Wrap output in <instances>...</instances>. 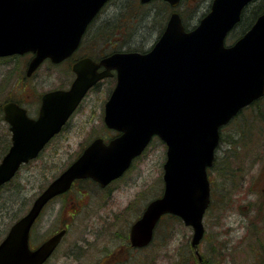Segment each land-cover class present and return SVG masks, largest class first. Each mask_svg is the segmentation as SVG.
<instances>
[{
	"label": "water",
	"instance_id": "obj_1",
	"mask_svg": "<svg viewBox=\"0 0 264 264\" xmlns=\"http://www.w3.org/2000/svg\"><path fill=\"white\" fill-rule=\"evenodd\" d=\"M106 1L0 0V56L32 52L27 75L46 57L62 60L77 47ZM164 1L171 7L180 2ZM251 1L211 0L207 13L189 30L173 10L148 51L114 52L101 60L103 72H96L99 64L91 59L78 60L72 66L75 77L70 87L43 93L36 117L15 102L3 104L11 142L0 158V186L38 155L87 90L111 68L116 70V85L105 103L104 120L122 133L107 144L93 140L35 196L0 241V264H43L66 231L30 248V229L44 205L67 190L74 178L89 176L104 184L118 176L154 134L166 144L163 191L130 225L129 242L134 247L147 245L157 221L170 213L191 227L190 244L201 258L198 244L210 203L207 169L214 160L220 127L264 95V10L239 38L225 44Z\"/></svg>",
	"mask_w": 264,
	"mask_h": 264
},
{
	"label": "rangeland",
	"instance_id": "obj_2",
	"mask_svg": "<svg viewBox=\"0 0 264 264\" xmlns=\"http://www.w3.org/2000/svg\"><path fill=\"white\" fill-rule=\"evenodd\" d=\"M136 2L144 3L139 11L144 18L133 24L131 30H126L124 34L128 33V37L118 40L110 34L114 30L113 23L122 17L121 25L128 22L130 16L125 12ZM210 2L181 0L176 9L184 27H194L208 11ZM161 4L157 0H108L96 20L89 24L82 42L91 41L96 56L118 50L144 51L158 37L159 28L164 27L172 10L167 6L161 11ZM110 20L111 30L104 31L105 26L108 29ZM120 28H116V34ZM239 31V28L236 31L232 29L225 43H232L237 35L239 37ZM23 55L0 57V106L20 94L25 97L30 93L31 97L26 96L31 98L27 107L35 115L40 94L52 88L67 87L73 73L68 64L49 66L44 63L26 79L28 57ZM104 81L103 86L85 95L60 136L47 144L37 158L22 165L7 185L0 188V240L11 223L26 212L35 196L73 160L80 148L94 135L105 133L101 127L100 109L114 79ZM7 125L4 119L0 121V158L10 144ZM165 152L163 142L157 138L152 140L125 176L113 184L112 200L109 193L108 201L105 196L103 199L106 191L88 185L85 187L89 191L88 196L76 192L79 198L48 204L30 232L33 245L65 223L69 229L46 264H101L104 262L102 255L108 253L107 250L124 248L129 242L124 234H128L132 221L141 214L146 203L163 190ZM208 169L211 199L203 216L204 234L198 245L199 255L208 264H254L256 251L263 246L252 242L256 236V241H264V226L260 225H264V97H260L256 104L241 108L235 117L220 127L215 157ZM212 182L216 183L213 193ZM222 185L230 190L231 198L220 207L218 194ZM223 230L230 237L224 247L221 245L225 236ZM191 235V227L181 220L164 217L158 222L152 241L142 248H129V257L121 264H188L190 249L195 253L190 244ZM255 246L258 248L254 249Z\"/></svg>",
	"mask_w": 264,
	"mask_h": 264
},
{
	"label": "flooded vegetation",
	"instance_id": "obj_3",
	"mask_svg": "<svg viewBox=\"0 0 264 264\" xmlns=\"http://www.w3.org/2000/svg\"><path fill=\"white\" fill-rule=\"evenodd\" d=\"M103 7H101L100 9H102ZM101 10H99L98 12H97V14L94 16V18L91 20V23H89V24H92V21H95L96 20V17L98 16V14H99V12H100ZM107 20V19H106ZM88 24V26L86 27V29H85V32H86V30L88 29V27L90 26ZM90 29V28H89ZM89 31V30H88ZM85 32L83 33V35L85 34ZM83 35H82V37H81V39H80V41H79V44H78V46L75 48V50L72 52V54L71 55H69L68 57H66V58H64L63 60H60V61H58V62H54V61H52L50 58H45V59H43L42 61H41V63L35 68V70H33L32 72H31V74H29V75H27V66H28V63H29V61H30V59L32 58V56H33V53L32 52H26V53H24V55L23 54H20V55H23V56H27L28 57V59L26 58V68H25V77L24 78H26V79H28V78H30L31 76H33L34 75V73L38 70V68L41 66V65H43L44 63H46L47 65H49V66H57V65H61V64H68L69 66H70V68H71V71H72V73H73V78H72V80L70 81V83H69V85L67 86V87H56V88H52V89H49V90H53V89H68L69 87H70V84H71V82L73 81V79H74V77H75V73H74V71H73V69H72V66H73V64L75 63V62H77L78 60H81V59H84V58H88V59H91L92 60V62L94 63V64H99L96 68H95V70H96V72H103L104 70H106V67H105V65L104 64H102L101 63V60L104 58V57H106V56H108L109 54H111V53H113L114 51H112V52H109V53H104V54H99V55H95V54H93V52H94V45H92L91 44V41H87V43L85 44H83V42H82V40H84L85 38H83ZM97 40H100V39H97ZM19 54H15V55H12V56H20ZM109 71V73L108 74H106L105 76H102L101 78H99L88 90H87V92L85 93V95L90 91V90H92V89H95V88H97V87H100V86H103V83L105 82L104 80H107V79H109V78H111V79H114V81H113V85L109 88V91L107 92V96H106V98L104 99V101H103V104H102V107H101V109H100V114H101V118H100V120H101V122H102V125H101V127H103V129L105 130V133L104 134H101V135H94L89 141H87L81 148H80V150H79V152L77 153V155L73 158V160H71L58 174H56L52 179H54L55 177H57L64 169H66L72 162H74L79 156H80V154L83 152V150L93 141V140H95V139H100V140H102L103 141V143H105V144H107L110 140H112V139H114V138H116V137H118L121 133H122V131H120V130H118V129H115V128H113V127H110V126H108L107 124H106V122H105V120H104V113H105V103H106V101L108 100V98H109V96H110V94H111V92H112V90L114 89V86H115V83H116V70L114 69V68H111L110 70H108ZM25 88V87H24ZM28 89H32V88H28ZM49 90H47V91H49ZM46 91H44V92H42L41 94H40V96H39V100L37 101L38 102V108H37V112H36V114L35 115H32L30 112V110H29V108L27 107L28 106V104H29V102H31L30 100H31V98H29V99H27V97H31V94L30 93H27L26 95H25V97H22L23 96V94H20L16 99H12V100H8V101H12V102H15V103H17L18 105H20L21 107H23V108H25L26 109V112H27V114H28V116H30V117H36L37 116V113H38V109H39V106H40V103H41V97H42V95H43V93H45ZM33 93V92H32ZM34 94V93H33ZM85 95H84V97H85ZM27 96V97H26ZM84 97L82 98V100L84 99ZM27 99V100H26ZM24 100H26V101H24ZM81 100V101H82ZM7 101V102H8ZM80 104V103H79ZM79 104H78V106H79ZM3 106V105H2ZM2 106H1V109H2V115H4V112H3V108H2ZM77 106V107H78ZM77 107H76V109H77ZM75 109V110H76ZM75 110L73 111V113L75 112ZM73 113L71 114V116L73 115ZM70 116V117H71ZM70 117L68 118V120L65 122V124L61 127V129H60V131L58 132V133H56L47 143H46V145L47 144H49V143H51L54 139H55V137H57V136H60V133H61V131L62 130H64V129H66L67 128V126H68V122H69V119H70ZM8 126V125H7ZM9 129V128H8ZM10 132V131H9ZM155 138H157V139H159L157 136H155V135H153L151 138H150V140H149V142H148V144L146 145V147L144 148V150L139 154V155H137V156H135L132 160H131V163H130V165H129V167L128 168H126V170H124L121 174H119L118 176H116V177H114V178H111L110 180H108L107 182H105L104 184H102L101 182H99V181H97V180H95V179H93V178H91V177H89V176H87V177H80V178H74L73 180H72V182H71V185H70V187L67 189V190H65L64 192H62V193H60V194H57V195H55L54 197H52L45 205H44V207H43V209L48 205V204H50L51 202H53V201H57V200H62V199H71V198H79V195H77L76 196V192H78L80 195H89V191L87 190V188H85L86 186H88V185H93L95 188H96V190H101V191H106V192H104V193H106L105 195L103 194V199H104V196H105V200H107L108 201V198L107 197H109V195H110V200H112V196H111V191H113L114 189H113V184L114 183H116V182H118L119 180H121V178H123L124 176H125V174L128 172L127 170L128 169H130L133 165H134V161H136L139 157H141L142 155H143V153H144V151H145V149L148 147V145L151 143V141L152 140H154ZM160 140V139H159ZM161 141V140H160ZM162 142V141H161ZM46 145H45V147H46ZM45 147L41 150V152L45 149ZM40 152V153H41ZM51 179V180H52ZM50 180V181H51ZM49 181V182H50ZM48 182V183H49ZM47 183V184H48ZM46 184V185H47ZM45 185V186H46ZM44 186V187H45ZM43 187V188H44ZM108 193H109V195H108ZM83 203V202H82ZM81 203V204H82ZM43 209H42V211H43ZM41 211V212H42ZM38 219V218H37ZM37 219L35 220V222L37 221ZM250 220H248V222H249ZM35 222L33 223V225L35 224ZM33 225H32V227H33ZM261 225V227H263L264 225H262V224H260ZM32 227H31V230H32ZM63 228H65L66 229V232L68 231V229H69V225H68V223H65L64 225H62L61 227H60V229H58V230H56V231H54V232H52L51 234H49L46 238H48L49 236H51L52 234H54V233H56L57 231H59V230H61V229H63ZM31 230H30V232H31ZM223 233H224V230H223ZM225 234V233H224ZM65 235H66V233H65ZM64 235V236H65ZM64 236L61 238V240H60V242H59V244L57 245V247L53 250V252H52V254L45 260V262H43V264H46L49 260H50V258L53 256V254H54V251L59 247V245L61 244V242H62V240H63V238H64ZM46 238H44L42 241H44ZM258 238H259V236H258ZM256 239H257V236H256ZM256 239H255V241L254 242H252V244L253 243H257V245L259 244V245H261L262 244V246L263 247H259L258 248V246H255V248L254 249H259V251H256V258H255V263L254 264H264V241H263V239H259L258 241H256ZM42 241H40L39 243H37V244H34L33 245V243L31 242V239H30V237H29V245H30V248H35L36 246H38ZM229 241H230V237H229V234H225V236H224V238H223V241H221V245L224 247V245H227L228 243H229ZM224 244V245H223ZM254 245V244H253ZM251 248H253V247H251ZM196 256H197V258H198V260L201 262V264H208V263H205L204 262V260H203V257L202 258H199L198 257V255L196 254ZM200 256V255H199ZM201 257V256H200Z\"/></svg>",
	"mask_w": 264,
	"mask_h": 264
},
{
	"label": "trees",
	"instance_id": "obj_4",
	"mask_svg": "<svg viewBox=\"0 0 264 264\" xmlns=\"http://www.w3.org/2000/svg\"><path fill=\"white\" fill-rule=\"evenodd\" d=\"M157 1H159L160 3H163V4H161L162 5L161 11L164 10L165 8H167V6H169L168 3L163 1V0H157ZM256 1L258 2V4H256ZM144 6H145L144 3L143 4H141V3L139 4V3L136 2L134 7H130L129 10H127L125 12V13L128 14V16H130V20L128 22L124 23L123 25L120 24L122 22V18L123 17L120 18V20H117L115 24L113 23L114 30L112 29L113 32L110 33V34L113 35V37L116 36L115 38H119L118 40H120L122 37H124V38L128 37V33L124 34L125 32H127L126 30L130 29V28L132 29L131 26L133 24H135L138 21H141L144 18V14L139 12L141 10L140 8H142ZM130 10H132V11H130ZM263 10H264V0H253V1H251L242 10L241 18H240L239 22L234 26L233 30L236 31L237 28H239L240 29L239 36H240V34H242L246 29H248L250 27V25L254 22V20L257 18V16L260 13L263 12ZM126 18L127 17H125V19ZM111 22L112 21L110 20L109 26L107 27L108 29H106V26L104 27V29H105L104 31L109 30V29L111 30V28H110ZM184 23H185V21H184ZM118 26L119 27L121 26V28L118 31L119 33L116 34V28ZM159 29H160V31H159V34H160L162 29H163V27H161ZM121 34H122V36H121ZM236 37H238V35ZM115 42L119 43V41L118 42L115 41ZM262 97H264V96H262ZM258 99L260 100V97ZM258 99L254 100L248 106H251L254 103L256 104L257 101H259ZM1 120H3V115H2V109H1V106H0V121ZM6 150H7V148H5L4 151H6ZM215 184H213V182H212V193L214 192L213 187L215 186ZM5 185H7V183L2 185L1 187L5 186ZM229 191L230 190H228V188H225L224 185L221 186V190L219 191V194H218L219 195L218 197H221V200L219 201V206L220 207L224 206L225 203L227 201H229V199L231 198V195H229V193H228ZM216 199H217V197H216ZM216 205H218V202H216ZM169 216L176 217L177 219L180 220V218L178 216L171 215V214L163 215L162 218H164V217L168 218ZM124 237L126 238V241H128V234L127 233L124 234ZM129 248H134V247H132L130 245V243L127 242V245L124 248L121 247V249H118L116 251L115 250L113 251L111 249L107 250L108 253H106L105 255H102L104 262L101 263V264H121L122 261L126 260L129 257L128 256V251H130V250H128ZM190 251H191V256H190V258H188L187 263L188 264H201L200 261L198 260L197 256H196V254L194 253V251L192 249H190Z\"/></svg>",
	"mask_w": 264,
	"mask_h": 264
}]
</instances>
